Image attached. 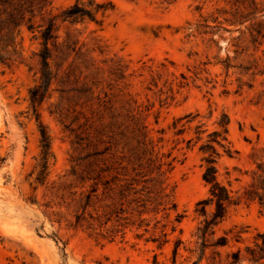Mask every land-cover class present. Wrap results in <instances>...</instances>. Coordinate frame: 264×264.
Masks as SVG:
<instances>
[{"label": "rangeland", "instance_id": "374dc122", "mask_svg": "<svg viewBox=\"0 0 264 264\" xmlns=\"http://www.w3.org/2000/svg\"><path fill=\"white\" fill-rule=\"evenodd\" d=\"M76 1L52 0L48 10L59 14ZM95 1L108 5L99 22H65L59 33L80 31L83 52L100 67L97 90L114 96L118 108L130 98L150 107L151 134L156 141L163 138L159 145L173 160L168 182L175 187L177 207L145 213L142 225L135 214L102 226L96 222L95 228L77 223L82 209L75 200L83 188L70 176L73 136L52 112L59 99L57 83L39 108L53 156L47 181H36L42 146L30 90L39 80L33 56L39 42L25 29V60L11 67L0 64V264H192L202 219L196 205L210 195L203 179L208 153L201 147L222 129L223 114L230 117L225 147L214 142L220 181L236 197L243 196L257 163L264 160V37L254 42L251 33L253 24L264 20V11L236 21L243 0ZM258 1L263 9L264 0ZM111 59L128 66L126 78L113 80ZM62 180L64 189L52 187ZM229 230L231 236L241 231L240 239L233 237L222 248L224 257L252 245L264 232L258 202L243 197L233 205L218 234Z\"/></svg>", "mask_w": 264, "mask_h": 264}, {"label": "trees", "instance_id": "16d2710c", "mask_svg": "<svg viewBox=\"0 0 264 264\" xmlns=\"http://www.w3.org/2000/svg\"><path fill=\"white\" fill-rule=\"evenodd\" d=\"M51 2L0 0V64L11 67L25 60V29L39 42L38 49L33 52L39 66V80L30 90L42 146L35 168L36 181L41 184L47 181L53 156L52 137L41 119L39 108L51 97V88L57 83L59 99L52 112L73 136L75 154L72 155L70 176L83 188L75 200L82 209L76 214L77 223L86 221L95 228L96 222L102 226L115 217L117 220H130L135 214L142 225L147 219L143 215L147 212L158 214L175 209V187L168 182L173 160L169 159L171 154L164 153L159 145L163 138L156 141L151 134L146 113L150 107L144 108L130 98L123 100L118 108L114 96L97 90L101 81L98 79L100 67L95 66L94 59L83 52L85 44H81L80 31L69 29L65 36L59 33L65 22H99L98 15H104L108 5L95 0H77L59 14H52L48 10ZM259 5L258 0L241 1L234 13L236 21L257 18L258 13L264 11V8L259 9ZM252 8L255 10L245 14ZM251 33L254 42L264 37V20L256 21ZM127 69L122 60L111 59L109 72L114 75L113 80L126 78ZM229 123V115L223 114L219 121L222 129L213 131L210 142L201 147L208 153L204 158L203 179L210 185V195L196 205L195 212L202 219L196 231L198 257L192 264H201L204 259L209 264H241L244 261L264 264V232H259L254 243L245 249L238 248L225 257L222 251L233 237L240 239L241 231L233 236L232 230L218 234V227L226 220L233 205L244 197L257 201L264 211V160L257 163L243 196L236 197L218 178L219 152L214 142L225 147ZM228 153H232L231 149ZM65 184L66 181L62 180L52 187L60 191ZM182 217L179 214L176 220L180 222ZM181 243V240L177 241L176 256Z\"/></svg>", "mask_w": 264, "mask_h": 264}]
</instances>
